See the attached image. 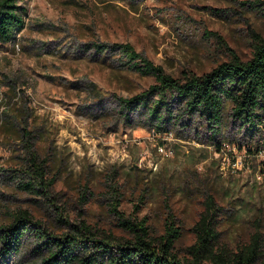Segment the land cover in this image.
<instances>
[{"label":"rangeland","instance_id":"rangeland-1","mask_svg":"<svg viewBox=\"0 0 264 264\" xmlns=\"http://www.w3.org/2000/svg\"><path fill=\"white\" fill-rule=\"evenodd\" d=\"M262 1H19L26 26L0 42V264H40L48 252L39 231L61 237L69 224L130 238L123 218L145 220L157 244L173 224V252L189 258L210 196L221 208L219 247L234 253L257 238L264 262V148L231 105L216 138L201 124L184 129L186 119L156 132L122 101L155 77L120 50L92 47L130 43L173 76L202 74L234 54L252 56L264 37ZM34 156L54 180L47 190L23 186ZM23 210L36 225L4 254L1 237Z\"/></svg>","mask_w":264,"mask_h":264},{"label":"trees","instance_id":"trees-1","mask_svg":"<svg viewBox=\"0 0 264 264\" xmlns=\"http://www.w3.org/2000/svg\"><path fill=\"white\" fill-rule=\"evenodd\" d=\"M20 0H0V42L12 41L26 26L27 8ZM261 3H264L263 1ZM98 52L120 50L131 68L155 77L147 90L128 99H122L129 110L143 112L156 132L168 131L171 124L181 120L184 129L194 124L203 125L216 138L224 130L226 105H231L233 120L240 129L264 148V37H258L252 56L244 60L234 54L208 72H186L180 77L165 71L161 65L138 52L130 43L94 42ZM197 120V121H196ZM27 135V134H25ZM29 177L23 186L47 190L54 182L34 156L23 167ZM117 209V208H116ZM221 208L209 197L193 229L196 241L188 248L189 258H180L173 248L180 231L170 224L158 244L151 238L146 221L133 222L123 218L120 223L130 238L100 234L86 222L69 224L70 231L61 237L39 231L40 252H48L40 264H264L257 238L238 252L230 253L219 247L218 224ZM36 225L31 214L23 210L14 215L2 235L3 253L18 252L26 231Z\"/></svg>","mask_w":264,"mask_h":264},{"label":"built area","instance_id":"built-area-1","mask_svg":"<svg viewBox=\"0 0 264 264\" xmlns=\"http://www.w3.org/2000/svg\"><path fill=\"white\" fill-rule=\"evenodd\" d=\"M17 46H18V44H17Z\"/></svg>","mask_w":264,"mask_h":264}]
</instances>
